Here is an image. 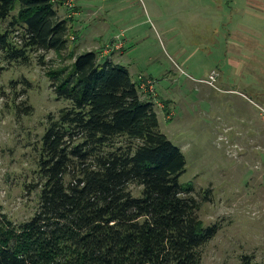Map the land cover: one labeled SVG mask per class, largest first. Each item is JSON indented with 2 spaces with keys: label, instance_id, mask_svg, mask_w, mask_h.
<instances>
[{
  "label": "rangeland",
  "instance_id": "374dc122",
  "mask_svg": "<svg viewBox=\"0 0 264 264\" xmlns=\"http://www.w3.org/2000/svg\"><path fill=\"white\" fill-rule=\"evenodd\" d=\"M71 1L78 15L54 0L60 18L71 16L66 51L0 70V213L18 225L36 211L39 140L47 116L68 104L47 73L97 51L139 80L185 159L179 182L191 185L202 226L218 227L200 264L264 262V0Z\"/></svg>",
  "mask_w": 264,
  "mask_h": 264
},
{
  "label": "trees",
  "instance_id": "16d2710c",
  "mask_svg": "<svg viewBox=\"0 0 264 264\" xmlns=\"http://www.w3.org/2000/svg\"><path fill=\"white\" fill-rule=\"evenodd\" d=\"M69 21L54 0H0V70L66 51ZM47 78L68 104L47 116L39 140L35 213L18 225L0 213V264H200L218 227L202 226L191 185L179 182L185 159L158 130L139 80L97 51Z\"/></svg>",
  "mask_w": 264,
  "mask_h": 264
},
{
  "label": "built area",
  "instance_id": "2783aa9c",
  "mask_svg": "<svg viewBox=\"0 0 264 264\" xmlns=\"http://www.w3.org/2000/svg\"><path fill=\"white\" fill-rule=\"evenodd\" d=\"M68 7H73V5H72V1L71 0H69V5H68ZM110 49H112L113 47L115 48V49H119V48H121L120 46H114V44H110ZM107 47H109L108 45H107ZM106 51H107V48H106ZM139 89H141L142 88V85H140L139 87H138ZM263 122H264V116H263Z\"/></svg>",
  "mask_w": 264,
  "mask_h": 264
},
{
  "label": "crops",
  "instance_id": "0c3cea01",
  "mask_svg": "<svg viewBox=\"0 0 264 264\" xmlns=\"http://www.w3.org/2000/svg\"><path fill=\"white\" fill-rule=\"evenodd\" d=\"M74 2V1H73ZM261 5V9H262V12L264 11V3H261L260 4ZM75 7V6H74ZM77 7V6H76ZM80 11V10H79ZM77 13V12H76ZM79 13H77V14H73V16H75V15H78ZM94 50H95V48H94ZM91 51V50H90ZM85 52H89V50H86ZM102 57H105V56H102ZM111 60H112V57L110 58ZM113 61V60H112Z\"/></svg>",
  "mask_w": 264,
  "mask_h": 264
}]
</instances>
